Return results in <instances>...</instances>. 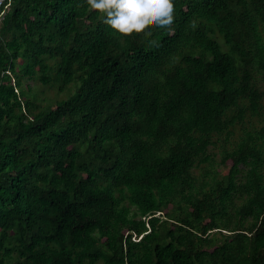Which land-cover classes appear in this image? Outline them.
Segmentation results:
<instances>
[{
    "label": "trees",
    "instance_id": "trees-1",
    "mask_svg": "<svg viewBox=\"0 0 264 264\" xmlns=\"http://www.w3.org/2000/svg\"><path fill=\"white\" fill-rule=\"evenodd\" d=\"M173 3L3 5L0 264H264V0Z\"/></svg>",
    "mask_w": 264,
    "mask_h": 264
},
{
    "label": "clouds",
    "instance_id": "clouds-1",
    "mask_svg": "<svg viewBox=\"0 0 264 264\" xmlns=\"http://www.w3.org/2000/svg\"><path fill=\"white\" fill-rule=\"evenodd\" d=\"M103 14L104 23L118 34L144 29L146 25H171L174 21L173 0H87Z\"/></svg>",
    "mask_w": 264,
    "mask_h": 264
},
{
    "label": "rangeland",
    "instance_id": "rangeland-1",
    "mask_svg": "<svg viewBox=\"0 0 264 264\" xmlns=\"http://www.w3.org/2000/svg\"><path fill=\"white\" fill-rule=\"evenodd\" d=\"M38 85H39V86H38L39 88L42 87L40 83H38ZM47 95H48V96H53V95H54V91L49 90V91L47 92L46 96H47ZM44 96H45V95H44ZM62 96H64V95H62ZM62 96H60V97H62Z\"/></svg>",
    "mask_w": 264,
    "mask_h": 264
},
{
    "label": "built area",
    "instance_id": "built-area-1",
    "mask_svg": "<svg viewBox=\"0 0 264 264\" xmlns=\"http://www.w3.org/2000/svg\"><path fill=\"white\" fill-rule=\"evenodd\" d=\"M7 0H0V14H1V11H2V7L3 5L5 4Z\"/></svg>",
    "mask_w": 264,
    "mask_h": 264
}]
</instances>
